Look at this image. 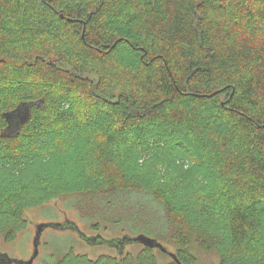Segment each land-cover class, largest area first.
Returning <instances> with one entry per match:
<instances>
[{"label":"trees","instance_id":"16d2710c","mask_svg":"<svg viewBox=\"0 0 264 264\" xmlns=\"http://www.w3.org/2000/svg\"><path fill=\"white\" fill-rule=\"evenodd\" d=\"M122 47L135 57L126 70L109 64ZM76 97L114 129L144 130L135 146L138 160L165 152L205 160L203 182L198 175L180 177L168 200L124 176L113 151L100 146L87 163L91 184L80 194L104 200L106 208L117 207L109 200L116 197L127 210L125 193L149 196L181 264H195L192 243L214 251L220 264H264L261 11L244 0H0V101L10 104L0 112V171L23 178L56 127L77 124ZM21 104L29 105V115L13 130L4 114ZM210 176L212 189L203 184ZM0 224L13 240L24 225L22 210L3 211L0 204ZM133 234L165 247L154 231ZM143 250L153 263L154 249ZM78 260L133 262L130 255Z\"/></svg>","mask_w":264,"mask_h":264},{"label":"rangeland","instance_id":"374dc122","mask_svg":"<svg viewBox=\"0 0 264 264\" xmlns=\"http://www.w3.org/2000/svg\"><path fill=\"white\" fill-rule=\"evenodd\" d=\"M244 1L251 9L258 13L261 11V15L264 16V0ZM242 12L240 11L238 15H243ZM110 58L109 64L112 63L110 67L118 66L123 70L133 65L135 61V57L123 47ZM109 69L111 71L112 68ZM90 77L93 81L97 79L94 75ZM75 100L77 124H68L66 128L56 127V133L48 138L47 148L39 151L42 152L41 155L28 170L23 172V178H13L9 170L0 171L2 210L21 209L24 220V225L17 230L13 240H6L1 230L3 226L0 224V253L6 254L14 261L27 262L33 254L35 225L63 222L66 218L74 222L86 235H101L105 239L118 238L122 235L135 237L137 235L133 233H137L138 230L149 229L159 234L168 251L174 252L176 248L169 240L166 226L163 225L165 220L162 218V211L149 196L141 193H125L127 199L125 202L128 201L127 203L130 202L131 205L127 210L128 205L122 204V201L117 200L116 197H110L109 200L117 207L110 205L106 208L104 200L94 201L95 198L90 193L87 195L79 193L88 188L92 181L87 176V163L95 155L97 148L100 146L109 148L115 156L116 167L124 176L131 174L129 179L162 194L169 200L172 197L171 187L180 177L196 178L195 175H198L197 180L203 182L200 170L205 163L204 158L199 157L195 161L196 157L193 154L189 158L178 160L174 153L165 152L156 159L151 153L152 157L150 156V160L146 163L138 160L135 146L144 138V130L140 126L114 129L113 123L96 117L92 112L93 104L79 97ZM7 108H10V104L5 100L0 101V112ZM189 148L192 149V146ZM177 160L183 163H178ZM203 184L209 189L216 186L211 176ZM67 192L75 194L64 195ZM92 197L93 200H90ZM86 200L89 201L88 204L84 203ZM145 213L147 217L144 216ZM143 216L146 218L144 219ZM68 253L71 256L67 264H80L78 260L80 257L92 261L102 257L112 259L118 257L119 260L124 261L129 255L133 258L132 264H170L171 262L169 256L157 249L150 253L153 263L149 262L143 246L137 243H127L121 256L115 249L106 245H87L73 231L49 228L41 234L38 255L32 264H58ZM190 253L195 258V264H220L219 257L214 251H204L194 243L191 244Z\"/></svg>","mask_w":264,"mask_h":264},{"label":"water","instance_id":"95a60500","mask_svg":"<svg viewBox=\"0 0 264 264\" xmlns=\"http://www.w3.org/2000/svg\"><path fill=\"white\" fill-rule=\"evenodd\" d=\"M29 115V105L21 104L13 111L7 112L4 114V117L9 124L8 127H12L13 130H17L19 126L24 123ZM53 229L58 231L71 230L75 232L80 240L85 242L87 245H106L112 249H115L119 255H122L125 245L127 243H137L143 247L149 249H157L161 253L169 256L176 264H181L176 258L175 254L168 251L161 243L156 239L149 238L145 235H137L135 237H130L128 235H122L118 238L105 239L101 235L96 236H87L85 233L81 232L76 224L72 221H64L63 223L56 222H45L35 225V234L33 237V254L27 262H17L10 259L6 254L0 253V264H32L35 258L38 255V247L40 242L41 234L46 229Z\"/></svg>","mask_w":264,"mask_h":264}]
</instances>
